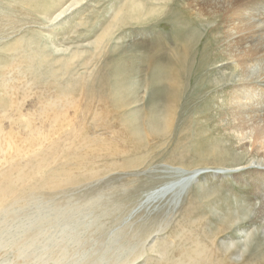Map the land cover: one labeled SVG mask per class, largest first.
<instances>
[{
	"label": "rangeland",
	"instance_id": "374dc122",
	"mask_svg": "<svg viewBox=\"0 0 264 264\" xmlns=\"http://www.w3.org/2000/svg\"><path fill=\"white\" fill-rule=\"evenodd\" d=\"M224 1L0 0V264H264Z\"/></svg>",
	"mask_w": 264,
	"mask_h": 264
},
{
	"label": "bare ground",
	"instance_id": "6f19581e",
	"mask_svg": "<svg viewBox=\"0 0 264 264\" xmlns=\"http://www.w3.org/2000/svg\"><path fill=\"white\" fill-rule=\"evenodd\" d=\"M221 1L222 0H220V2ZM223 3L225 4L224 0ZM233 4L235 6L233 11L231 12L230 17L228 16V32L226 34H228V37L232 41V43H235L233 47L238 51V53L240 52L239 62L242 66L240 69V74L243 75V78L241 79V82L237 83L236 85L235 95L232 97L233 108L231 109V112L234 110L233 118L235 119L236 123L239 124L240 128H246V130L247 128L253 129L255 133V143L257 144L256 146H260L263 148L264 0H234ZM60 15L61 12L58 16ZM235 112L237 113V115ZM30 168L31 170H29V172H24V170L17 171L19 172V174L21 173L23 179H26L27 177H31V173L33 174V167ZM11 170H14V168H12ZM1 180L3 181L2 185H0L3 187L0 188V208H2L1 210H5L6 207L15 204V202H18V180L15 176L10 175L9 172H4V174H1L0 181ZM180 182L181 181H178L179 184ZM160 193L161 192L159 191V193L157 194ZM30 247L31 244L30 246L28 245L27 248ZM45 248L47 247H44L43 250H47ZM40 260L41 259L39 258V261L37 260V262L39 264H42ZM170 263H172V261H170ZM175 264H178V262H175Z\"/></svg>",
	"mask_w": 264,
	"mask_h": 264
}]
</instances>
